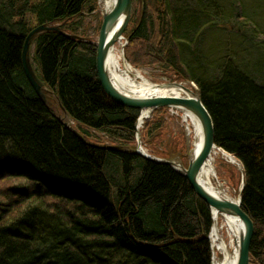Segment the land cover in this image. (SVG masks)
<instances>
[{"label":"trees","instance_id":"16d2710c","mask_svg":"<svg viewBox=\"0 0 264 264\" xmlns=\"http://www.w3.org/2000/svg\"><path fill=\"white\" fill-rule=\"evenodd\" d=\"M138 4L125 56L132 63L136 51L196 84L214 144L242 165L241 208L253 225L249 264H264V55L215 71L202 69L196 55V66L181 69V46L191 47L200 31L229 26L251 50H264V33L243 0ZM94 9L95 0H0V264H211L208 204L171 166L125 150L139 110L105 94L95 44L73 37L75 20ZM28 13L64 33L41 32L33 41L31 61L44 86L81 131L106 133L121 150L87 142V131L64 126L30 87L21 67L34 27Z\"/></svg>","mask_w":264,"mask_h":264},{"label":"rangeland","instance_id":"374dc122","mask_svg":"<svg viewBox=\"0 0 264 264\" xmlns=\"http://www.w3.org/2000/svg\"><path fill=\"white\" fill-rule=\"evenodd\" d=\"M32 1L35 2L38 0ZM243 4L248 11L251 24L256 29L264 33V0H243ZM142 6L143 4H138V0H131V9L134 10L135 8L136 13L134 16H132V14L130 15L121 37L113 45L115 51L118 52L120 56L121 65L123 64L122 61L129 63L151 83H183L187 87L195 89L196 91L197 86L194 82L185 79L184 74L177 73L170 67L163 66L162 63L154 60L148 61L146 58L136 54V51L134 52V55L131 54V59L134 62L131 63L126 58L125 45L128 41V33L131 29L135 28ZM220 6L223 12L226 13L227 7H225L224 4H221ZM101 7L102 5L100 1L95 0V9L91 12L84 11L82 16L75 20V23L77 24H73L72 27L75 31L74 34L78 36L73 35L74 38L87 40L93 44L96 42L101 27ZM26 17L27 24L30 28L36 26L35 17L32 14L28 13ZM55 25L59 28V25L54 24V26ZM219 27L220 26L213 27V29L209 32L200 31L197 34L195 43L191 45V47L186 45L181 46L182 56L184 59H182L183 63L181 64V69H184V72L187 70L185 63L190 65L193 63V65L196 66L195 62H193V58L196 55H198L199 59L203 62L202 69L208 68L209 71H215L217 67L222 64V62H230L234 65L236 64L240 66L241 62L247 61L242 60L245 58L243 55H246L248 58L256 57L253 64H257L259 61L263 60L262 56H257H259V54L264 55V50L260 47L259 50H251L250 48H252V46L247 47L241 38L229 31V26L227 27L222 25L221 28ZM32 52L33 43L30 46V57ZM249 54H252V56H248ZM250 75L253 78H256L251 73ZM208 76L209 75L206 74L205 77ZM256 80L260 81L257 78ZM48 102L54 109L53 99L48 98ZM60 114V111L57 110V115ZM69 125L81 135H83V133H81L82 131H87V135L84 134V139L89 143L101 146L113 145L120 147L121 142L118 139L115 140L111 138L106 133L96 131L92 128H84L85 130L81 131L73 120L70 121ZM182 125V122L170 111L169 107L155 109L151 112L150 116L143 121L141 128L138 127L136 120L133 142L125 148V150L129 149L134 152L139 146L142 147L150 156L164 160H174L177 164L186 168L188 166L189 157L192 155V151L187 148V142L184 134L182 133ZM235 160L237 161V159ZM212 165L214 170V181L220 182L233 197L238 198L243 178L242 165L238 161L237 164H232L222 155H216ZM210 248L212 264L214 252H212L211 241ZM250 264L257 263L252 262Z\"/></svg>","mask_w":264,"mask_h":264},{"label":"water","instance_id":"95a60500","mask_svg":"<svg viewBox=\"0 0 264 264\" xmlns=\"http://www.w3.org/2000/svg\"><path fill=\"white\" fill-rule=\"evenodd\" d=\"M131 15V0H114L113 4L106 10L101 11V27L98 33V37L95 44V68L99 83L105 92V94L113 101L141 111H147V118L151 112L161 107H173L183 109L194 114L201 125V141L199 148L192 153L189 157L188 166L185 168L180 164H177L174 160L159 159L139 151L138 147L134 153L142 156L143 158L163 163L171 166L174 170L182 174L189 182L193 191L203 199L211 209H217L218 211H225L231 216L238 218L242 224V229L238 237V256L235 264H249L250 260V242L252 234V222L247 214L241 208V191L244 183V172L243 178L239 190V197L237 201H233L217 195L216 193L205 190L197 180L199 169L202 162L207 156L212 146H216L213 142V121L207 109L201 102L197 90L187 87L183 83H165L155 84L153 86H177L184 90L189 97H173V96H155V97H133L130 95L122 94L118 92L113 85L110 83L108 70H107V59L109 51L112 49L115 42L121 37L128 20ZM47 31H59L57 26L50 24H38L34 26L25 36L22 49H21V67L22 71L33 91L43 101H48V98L53 99L54 109L56 117L59 122L69 129L74 130L69 124L71 117L63 108L58 97L51 90L47 89L41 79L38 77L35 69L32 65L30 57V46L33 43L35 37L41 32ZM64 34V33H62ZM193 85V84H192ZM53 108V107H52ZM53 109V110H54ZM57 110L60 111V115H57ZM75 131V130H74ZM107 150H121V147L113 145H94ZM243 170V169H242ZM210 235V233H209ZM207 238L210 240V236Z\"/></svg>","mask_w":264,"mask_h":264},{"label":"bare ground","instance_id":"6f19581e","mask_svg":"<svg viewBox=\"0 0 264 264\" xmlns=\"http://www.w3.org/2000/svg\"><path fill=\"white\" fill-rule=\"evenodd\" d=\"M102 10H107L114 0H99ZM115 51L114 47L109 51L107 59V70L110 83L120 93L133 97H155V96H173L189 97V95L177 86H153L138 70L134 69L129 63L122 61ZM170 111L175 114L182 122L183 134L187 142V148L196 151L201 141V125L198 118L191 112L183 109L169 107ZM148 112L141 111L137 117L138 127L147 119ZM137 126V125H136ZM139 151L149 155L142 147L138 146ZM216 155L224 156L230 163L237 164L235 158L223 149L212 146L207 156L201 164L197 176L201 186L217 195L237 201L229 191L220 182L213 179L214 170L212 162ZM211 227L210 241L212 243V264H235L238 256V237L242 229L240 220L231 216L225 211L211 209Z\"/></svg>","mask_w":264,"mask_h":264}]
</instances>
